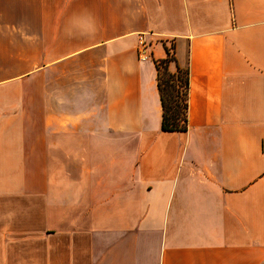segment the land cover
<instances>
[{"label": "crops", "instance_id": "1", "mask_svg": "<svg viewBox=\"0 0 264 264\" xmlns=\"http://www.w3.org/2000/svg\"><path fill=\"white\" fill-rule=\"evenodd\" d=\"M0 264H264V0H0Z\"/></svg>", "mask_w": 264, "mask_h": 264}, {"label": "trees", "instance_id": "2", "mask_svg": "<svg viewBox=\"0 0 264 264\" xmlns=\"http://www.w3.org/2000/svg\"><path fill=\"white\" fill-rule=\"evenodd\" d=\"M169 55V49L166 50ZM171 57L163 60L162 66L157 64L158 91L162 105L161 129L164 132H185L188 130L189 108V73L185 69L175 73L168 71Z\"/></svg>", "mask_w": 264, "mask_h": 264}, {"label": "rangeland", "instance_id": "3", "mask_svg": "<svg viewBox=\"0 0 264 264\" xmlns=\"http://www.w3.org/2000/svg\"><path fill=\"white\" fill-rule=\"evenodd\" d=\"M169 48V47H168ZM149 50H150V48H149ZM172 50H173V47H170L169 48V55L167 54V56H166V58L165 59H167V58H170L171 57V55H172ZM171 51V52H170ZM165 59H162V60H160L158 63H159V65L160 66H162L161 68H162V70H163V64L161 63L163 60H165ZM171 61L172 62H169V64H168V71L169 72H172V73H175L176 71H178V69L176 68V67H174V65H173V62H174V59L171 57ZM73 70H74V68H71L69 71H68V73L69 72H71V76H73ZM185 69L183 68V69H181L180 71H184ZM65 73V72H64ZM63 73V75H65ZM56 72H50V73H48L47 74V76H45L44 78H43V89H44V91H46L45 89H47V91H54V92H60V91H62V90H65L66 89V85H68L67 84V81L66 80H60L59 81V83H57L56 82ZM47 86V87H46ZM71 87L72 86H69V91H67L66 92V94H71ZM30 90H32V91H34V85H32L31 86V88H30Z\"/></svg>", "mask_w": 264, "mask_h": 264}, {"label": "built area", "instance_id": "4", "mask_svg": "<svg viewBox=\"0 0 264 264\" xmlns=\"http://www.w3.org/2000/svg\"><path fill=\"white\" fill-rule=\"evenodd\" d=\"M149 48L150 44L147 40L143 36L140 37L138 43V57L141 61H147L150 59Z\"/></svg>", "mask_w": 264, "mask_h": 264}]
</instances>
